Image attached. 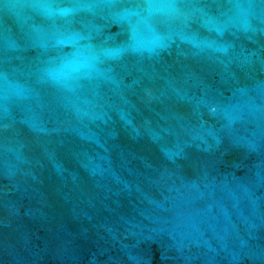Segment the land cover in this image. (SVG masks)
<instances>
[{
	"label": "water",
	"instance_id": "water-1",
	"mask_svg": "<svg viewBox=\"0 0 264 264\" xmlns=\"http://www.w3.org/2000/svg\"><path fill=\"white\" fill-rule=\"evenodd\" d=\"M0 264H264V0H0Z\"/></svg>",
	"mask_w": 264,
	"mask_h": 264
},
{
	"label": "clouds",
	"instance_id": "clouds-1",
	"mask_svg": "<svg viewBox=\"0 0 264 264\" xmlns=\"http://www.w3.org/2000/svg\"><path fill=\"white\" fill-rule=\"evenodd\" d=\"M42 7L47 8V9L51 8L50 5H42ZM148 7L150 10L154 9L156 11H159L165 14L170 13V12L179 11L175 3L150 4ZM251 7L252 5L250 3L238 2V3L233 4L234 16L238 18H242L239 26L244 30H247L250 26L248 17L250 14ZM66 11L67 10H61V13L63 14Z\"/></svg>",
	"mask_w": 264,
	"mask_h": 264
}]
</instances>
